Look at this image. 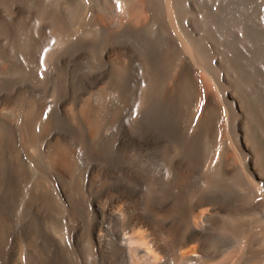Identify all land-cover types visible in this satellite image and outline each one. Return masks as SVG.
Masks as SVG:
<instances>
[{"label":"bare ground","instance_id":"6f19581e","mask_svg":"<svg viewBox=\"0 0 264 264\" xmlns=\"http://www.w3.org/2000/svg\"><path fill=\"white\" fill-rule=\"evenodd\" d=\"M251 1L0 0V264H264Z\"/></svg>","mask_w":264,"mask_h":264},{"label":"rangeland","instance_id":"374dc122","mask_svg":"<svg viewBox=\"0 0 264 264\" xmlns=\"http://www.w3.org/2000/svg\"><path fill=\"white\" fill-rule=\"evenodd\" d=\"M254 1H256V2H254ZM254 1H253V0L251 1V4H252V5H256V4H257V5H258V4L260 5L262 1H263L262 4L264 3V0H262V1H261V0H254ZM262 4H261V5H262ZM249 5H250V4H249ZM262 18H263V17L260 16V20H262Z\"/></svg>","mask_w":264,"mask_h":264}]
</instances>
